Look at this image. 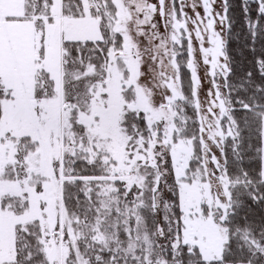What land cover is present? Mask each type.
<instances>
[{"label":"snow or ice","instance_id":"snow-or-ice-1","mask_svg":"<svg viewBox=\"0 0 264 264\" xmlns=\"http://www.w3.org/2000/svg\"><path fill=\"white\" fill-rule=\"evenodd\" d=\"M0 264H264V0H0Z\"/></svg>","mask_w":264,"mask_h":264}]
</instances>
